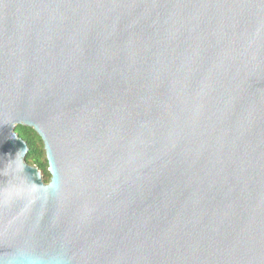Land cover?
<instances>
[{
  "label": "water",
  "instance_id": "1",
  "mask_svg": "<svg viewBox=\"0 0 264 264\" xmlns=\"http://www.w3.org/2000/svg\"><path fill=\"white\" fill-rule=\"evenodd\" d=\"M0 264H264V0H0Z\"/></svg>",
  "mask_w": 264,
  "mask_h": 264
},
{
  "label": "trees",
  "instance_id": "2",
  "mask_svg": "<svg viewBox=\"0 0 264 264\" xmlns=\"http://www.w3.org/2000/svg\"><path fill=\"white\" fill-rule=\"evenodd\" d=\"M17 133L29 147L27 163L37 166L42 171L45 182L48 183L51 176L48 172V161L41 137L33 129L25 126L18 127Z\"/></svg>",
  "mask_w": 264,
  "mask_h": 264
}]
</instances>
